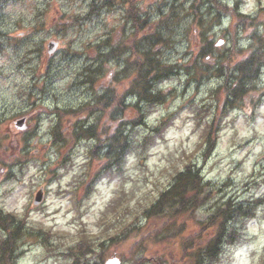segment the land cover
Here are the masks:
<instances>
[{
    "label": "rangeland",
    "instance_id": "1",
    "mask_svg": "<svg viewBox=\"0 0 264 264\" xmlns=\"http://www.w3.org/2000/svg\"><path fill=\"white\" fill-rule=\"evenodd\" d=\"M236 1L220 0L227 6L225 15L218 13L209 0L0 1V209L20 215L26 233L18 243L14 264H73L75 257L71 253L77 252L78 243L92 241L94 252L85 257L90 264H104L114 256L121 264H181L186 238L196 246L202 245L194 237L195 222L206 223L215 208L228 200L255 199L259 204L254 213L246 214L248 220L240 218L229 223L233 226L232 222H236L234 241L221 243L218 259L202 264H264V69L256 81L260 89L248 94L252 99L260 95L262 101L257 111L245 99V105L239 103L242 107L228 110L221 121L216 148L201 167V192L207 202L194 212L192 222L184 224L183 233L159 244L141 241L133 235H124L111 245L108 242L110 237L115 240L122 226L118 223L133 218L145 221L141 214L132 216L156 200L157 190L166 186L171 174L182 169L186 159L200 166L199 143L204 127L201 124L214 114L213 107L223 105L229 96L219 71L237 69L254 48L249 41L253 30L259 29L264 37V26L244 27L235 20L231 10ZM103 3L111 6L101 9ZM238 3L244 15H257L264 22V12L260 11L264 0ZM93 6L94 11L90 12ZM191 8H196L197 14L191 13ZM129 10L134 15L140 12L143 17L149 16L148 28L140 37L128 20ZM124 26L123 38L130 45L158 28L164 42L152 41L151 46L147 41L138 42L136 52L157 51L159 64L168 65L172 72L157 86V91L165 94L164 101L153 106L142 103V112L146 113L143 119L125 99V108L115 117L137 121L124 128L132 151L119 166L116 163L110 170L102 171L103 175L98 171L107 159L89 152L92 143L79 140L63 148L52 145L47 127L55 119L48 117L46 111L78 108L92 102L118 71L127 72L111 85L119 93L126 89L135 77L134 66L126 61H133L130 52L124 54L120 63H106V72L96 78L102 77L95 90L84 83L87 69L100 65V61L96 62L99 44L108 37L117 42ZM51 41L57 42L58 49L55 47L54 55L47 56V44ZM207 45L211 47L208 49ZM144 71L148 72V68ZM31 104L36 106L33 111L27 108ZM24 116L31 132L26 135V143L19 131L21 126H14ZM164 119L168 127L159 137L151 131ZM70 120V116L62 117L60 126L65 128ZM64 158L67 161L62 162ZM4 162L10 167H3ZM90 180L92 184H88ZM40 188L44 198L39 206H34L33 199ZM120 189L124 193L123 209L112 211L110 206V216L103 224V212ZM72 199L77 205H73ZM39 230L48 234L41 237L47 239L45 245L34 236ZM213 232L212 227L207 228V236L211 237ZM85 233L94 237H85ZM101 242L104 250L99 248ZM136 245L138 252H134Z\"/></svg>",
    "mask_w": 264,
    "mask_h": 264
},
{
    "label": "trees",
    "instance_id": "2",
    "mask_svg": "<svg viewBox=\"0 0 264 264\" xmlns=\"http://www.w3.org/2000/svg\"><path fill=\"white\" fill-rule=\"evenodd\" d=\"M203 1V0H200ZM212 5L219 7V0H209ZM193 7H195L193 5ZM196 9V8H195ZM192 10L197 14V10ZM226 11L225 7H222ZM131 16L134 21H139L131 11ZM233 15L244 25L257 26L261 18L258 17L255 23H253L252 18L248 16L237 14L233 11ZM264 18V16H263ZM264 24V22H262ZM155 40H159L155 35L153 36ZM255 49L251 50L248 56L241 61L237 67L238 75L235 78L236 81L232 85L231 78L227 79L228 82L224 84L223 88H228L229 97L224 102L226 105L231 104L230 99L239 100L242 96L249 91L248 82L249 80L256 78L260 73L262 67H264V37L259 35L252 36ZM119 46V47H118ZM101 47H107V53L103 56L108 60L112 57H121L124 52L128 49L131 51V56L133 61L129 59L131 66H134L135 77L131 82L132 94H135L140 101L148 106H153L160 104L164 101L165 95L157 91V86L166 77H168L172 69L167 68V66H162L159 64L156 56L157 54L149 51L143 55L136 52L134 47H129L125 42L118 44L117 46L111 45L109 42H103ZM211 46L207 45L209 49ZM148 68V72H145V68ZM123 71L122 73H124ZM107 97L101 96L97 102L93 105L87 104L84 107L75 110L69 109L68 111L60 112V115H69L78 119L80 115H85L88 119L90 116L95 117V121L91 123L88 127L83 129V125H69L66 130L60 131V124H57L53 130V133L57 134L55 137L57 140L58 147H64L68 145L76 138L83 137L85 139H92L93 145L91 148V153L94 156L98 155L99 149H106V158L110 160H115L119 166V162L128 157L131 153V145L128 143L127 136L124 135L125 124H120L119 128L113 129L112 125V114L116 110L122 111L125 107L122 106L121 97L115 95L112 91ZM140 114V119L142 118ZM139 119V120H140ZM166 120L160 121V123L152 129V132L156 135H161L166 129ZM85 126V125H84ZM213 124L209 125L206 143L209 142V136L212 133ZM63 135V136H60ZM65 135V136H64ZM63 137V138H62ZM145 142V137L143 138V143ZM207 157V153L204 154V158ZM202 179L199 175L198 170L195 165H185L183 172H175L171 175L170 180L167 183V187L160 190L159 196L156 201L150 204L141 213L146 217L149 222V230L147 231L148 238L152 241H164L168 239H173L174 237H162V235L172 234L180 235L183 233V226L185 223L192 222L194 217V212L201 206L204 202L201 192ZM122 197H118L113 203V210L116 211L123 209L121 204ZM259 204V200H254L252 202H237L232 203L231 201H226L223 205L215 208L212 214L209 216L206 223L195 222V227L197 228L195 232V239H199L203 245L196 246L191 243L192 239L186 238L182 244V249L184 253V258L187 261L192 262V264H202L203 261L211 263L215 260L218 253V246L220 245L221 237L222 241L231 243L234 241L236 230L233 226H230V222L244 218H248L246 214L252 213L254 206ZM136 217V214H134ZM21 221H19L20 223ZM18 223L15 215H5L2 217L0 215V227L5 231V236L0 239V264H12L14 256V244L16 239H18V228L14 227ZM139 222L131 220L126 223L119 225L123 226V231L131 230L132 233L137 235L140 232V227L137 226ZM212 227L214 229L213 236L208 239L207 228ZM20 233V232H19ZM20 235V234H19ZM112 239V238H111ZM111 239H109L111 241ZM103 244H100L102 247ZM86 247V246H85ZM79 250L87 253L89 248L78 247ZM90 253V250H89ZM78 264V261H76ZM83 264H87L84 262Z\"/></svg>",
    "mask_w": 264,
    "mask_h": 264
},
{
    "label": "water",
    "instance_id": "3",
    "mask_svg": "<svg viewBox=\"0 0 264 264\" xmlns=\"http://www.w3.org/2000/svg\"><path fill=\"white\" fill-rule=\"evenodd\" d=\"M40 200H41V192L37 194L35 203L37 204L38 202H40ZM106 264H119V262L116 258H114V259L107 261Z\"/></svg>",
    "mask_w": 264,
    "mask_h": 264
}]
</instances>
